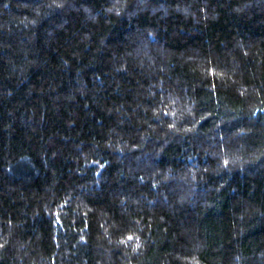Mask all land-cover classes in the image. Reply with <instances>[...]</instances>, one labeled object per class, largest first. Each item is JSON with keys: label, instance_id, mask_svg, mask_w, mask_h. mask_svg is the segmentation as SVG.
<instances>
[{"label": "trees", "instance_id": "1", "mask_svg": "<svg viewBox=\"0 0 264 264\" xmlns=\"http://www.w3.org/2000/svg\"><path fill=\"white\" fill-rule=\"evenodd\" d=\"M0 264H264V0H0Z\"/></svg>", "mask_w": 264, "mask_h": 264}]
</instances>
